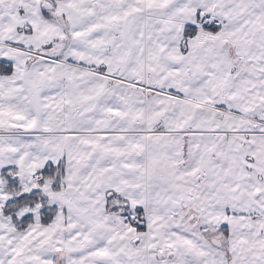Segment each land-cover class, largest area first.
I'll use <instances>...</instances> for the list:
<instances>
[{
  "label": "snow or ice",
  "instance_id": "6c2138e0",
  "mask_svg": "<svg viewBox=\"0 0 264 264\" xmlns=\"http://www.w3.org/2000/svg\"><path fill=\"white\" fill-rule=\"evenodd\" d=\"M0 264H264V0H0Z\"/></svg>",
  "mask_w": 264,
  "mask_h": 264
}]
</instances>
